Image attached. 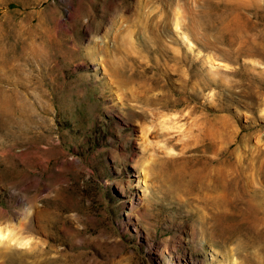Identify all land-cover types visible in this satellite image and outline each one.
<instances>
[{
    "label": "rangeland",
    "instance_id": "rangeland-1",
    "mask_svg": "<svg viewBox=\"0 0 264 264\" xmlns=\"http://www.w3.org/2000/svg\"><path fill=\"white\" fill-rule=\"evenodd\" d=\"M256 50L264 0H0V264H264Z\"/></svg>",
    "mask_w": 264,
    "mask_h": 264
},
{
    "label": "bare ground",
    "instance_id": "bare-ground-1",
    "mask_svg": "<svg viewBox=\"0 0 264 264\" xmlns=\"http://www.w3.org/2000/svg\"><path fill=\"white\" fill-rule=\"evenodd\" d=\"M177 26H178V22H176L175 23V28L177 29ZM256 26H258L257 24H254L253 26H252V28H256ZM246 43V42H245ZM255 49H254V47H252L251 49H249V51L250 52H253ZM255 53H261V55H262V59L264 60V53L263 52H259L258 50H256L255 51ZM254 63V62H253ZM153 83V85L154 86H156L157 88H159L158 87V84H159V82H157V81H154V82H152ZM167 87V84L166 83H164L163 84V86L160 88V89H164V88H166ZM155 97H156V95H154ZM163 97H168V94L167 93H164V94H161V96H159V99L160 98H163ZM162 124V123H161ZM143 136V135H142ZM192 174V173H191ZM191 174H190V176H191ZM194 175V174H193ZM202 174H200V176H201ZM200 178V177H199ZM198 178V179H199ZM202 178H203V176H202ZM186 179V178H185ZM201 179V178H200ZM197 180V179H196ZM202 180V179H201ZM204 180V179H203ZM202 181H200V183H201ZM205 182V181H204ZM188 184V183H187ZM198 185H200V184H198ZM203 186V185H202ZM203 189V188H202ZM229 190H230V188H229ZM199 196V195H198ZM218 218V217H217ZM216 218V220L219 222L220 220H222V219H217ZM221 218V217H220ZM223 221V220H222ZM220 223V222H219ZM218 228V227H217ZM218 231H219V229H217ZM220 230H222V229H220ZM222 232V231H221ZM221 232H219V233H221ZM208 233V232H207ZM218 233V234H219ZM223 233V232H222ZM2 239V236L0 235V240Z\"/></svg>",
    "mask_w": 264,
    "mask_h": 264
}]
</instances>
